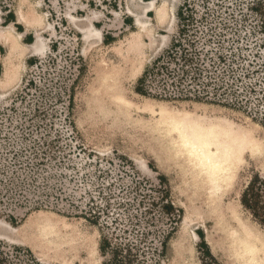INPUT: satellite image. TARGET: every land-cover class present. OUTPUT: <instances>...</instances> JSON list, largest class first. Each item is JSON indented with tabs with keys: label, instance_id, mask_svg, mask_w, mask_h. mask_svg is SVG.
I'll return each instance as SVG.
<instances>
[{
	"label": "rangeland",
	"instance_id": "374dc122",
	"mask_svg": "<svg viewBox=\"0 0 264 264\" xmlns=\"http://www.w3.org/2000/svg\"><path fill=\"white\" fill-rule=\"evenodd\" d=\"M209 140L232 150L221 193L191 153ZM254 174L264 179V0H0L11 264H102V236H137L145 216L144 264H237L212 229L214 193L264 238L240 202Z\"/></svg>",
	"mask_w": 264,
	"mask_h": 264
},
{
	"label": "bare ground",
	"instance_id": "6f19581e",
	"mask_svg": "<svg viewBox=\"0 0 264 264\" xmlns=\"http://www.w3.org/2000/svg\"><path fill=\"white\" fill-rule=\"evenodd\" d=\"M151 8H154L152 3L148 5L147 9ZM156 16L160 18L161 12L157 11ZM38 49L37 45L33 47V51H38ZM185 145L187 146L186 143ZM190 148L192 149L191 153H197L198 157H202L204 167L209 169L211 175L216 178L218 182L216 187L219 192L223 190L225 179L230 178V171L228 166L223 167L222 163L228 161L232 155L231 148L218 145L212 140L208 141L206 150L202 153H200L201 149H195L194 145ZM214 194L217 195L220 206H216L218 213L212 223V229L215 231L214 234L216 233L220 243L226 249L231 250L230 255L237 259V264H264V238L256 231L257 229L244 224L236 215L226 212L230 209L226 205L221 206L220 195L216 191ZM184 223L187 226L191 224L188 219H185Z\"/></svg>",
	"mask_w": 264,
	"mask_h": 264
},
{
	"label": "trees",
	"instance_id": "16d2710c",
	"mask_svg": "<svg viewBox=\"0 0 264 264\" xmlns=\"http://www.w3.org/2000/svg\"><path fill=\"white\" fill-rule=\"evenodd\" d=\"M218 59L220 60L219 57ZM191 62L192 59L185 60L184 64L189 63L190 65H192ZM144 78L145 77L143 76L138 80L137 92L141 95H145V93L139 88V86L144 82ZM240 202L242 206L250 212L253 218L256 219L261 226L264 227V179L261 178L259 174H254L252 176L248 186L241 196ZM162 208L165 211L172 210V206L167 202L162 206ZM143 219L144 220H138L143 223L144 227L142 232L137 236H132L130 238L128 235H124L126 234L125 231H122V236H119V234L114 236L115 232H113L111 236H102L100 240L99 250L103 256H107L102 264L145 263V257L147 253L145 252V250H149V248H146V246L147 244L151 245V243L154 242L149 238L152 233V229L148 225L150 218L145 216ZM139 223L140 222H138V224ZM129 231L130 230H127V232ZM168 237L169 235L167 234V236H165L163 240L158 243L160 254H162L166 250ZM3 246L4 244L0 242V264H11L9 259L6 257L7 253L2 250ZM36 263L37 262L33 264Z\"/></svg>",
	"mask_w": 264,
	"mask_h": 264
}]
</instances>
